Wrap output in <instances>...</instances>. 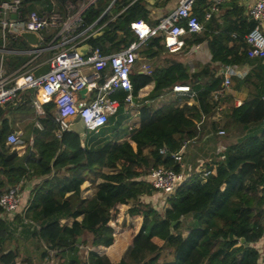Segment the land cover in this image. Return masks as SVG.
Wrapping results in <instances>:
<instances>
[{
    "label": "trees",
    "instance_id": "obj_1",
    "mask_svg": "<svg viewBox=\"0 0 264 264\" xmlns=\"http://www.w3.org/2000/svg\"><path fill=\"white\" fill-rule=\"evenodd\" d=\"M22 1L23 13L32 12L30 4L33 1ZM46 1L51 6V0ZM58 1L77 4L81 0ZM240 1L231 0L223 6L225 11L220 24L213 18L205 25V32L212 37L208 43L212 63L237 67L253 63L247 55V46L241 41L254 30L255 23L248 20L246 8L240 6ZM203 5L204 0H198L194 8L201 21ZM149 14L146 0H98L85 12L84 26L94 25L97 34H104L92 36L86 44L100 48L105 55L119 52L136 41L131 25L148 21ZM114 15L117 18L111 21ZM215 22L219 27H212ZM233 33L238 34L239 40L232 38ZM19 39L17 48L30 49L22 37ZM202 42L204 40L196 38L188 44ZM163 51L161 39L151 37L140 54L143 59L151 60ZM11 58L17 67L29 60L24 55ZM256 62L257 68L244 80H234L237 89L254 86L257 92L232 110L225 127L230 130L234 124L243 126L247 131L245 135L227 148L224 160L209 164L211 175L206 180L201 175H193L184 182L176 194L167 199L169 207L164 213L145 203L129 209L128 214L132 218H143V223L138 234L131 239L133 251L130 257L120 264H257L259 255L254 246L264 238V128L257 127L264 124V91L260 90L264 87V66L258 68L264 61ZM140 67L131 75L135 98L154 83V89L145 99L152 103L175 85L183 84L192 88L199 108L188 104L180 108L174 103L162 106L153 116H144L132 136L119 144L116 140H106L110 127L115 129L120 124L115 119H111L107 128L98 134H89L91 136L85 140L72 131L63 133L61 139L57 138L58 124L53 115L54 105L50 104L45 107L47 118L40 120L42 130L35 129V153L27 152L23 156L11 152L6 145L11 132L6 121L0 128V197L8 188L20 185L25 179L54 173L51 179L35 188L24 215L25 220L37 227L34 236L43 241L47 254L53 251L59 256L74 250L76 241L85 232L93 235L97 246H111L115 239V231L109 225L111 210L117 205H128L129 201L141 196H151L155 191L147 178L153 169L164 167L181 171V163L172 155L178 153L185 143L197 138L200 111L209 115L220 104L211 101L213 93L225 92L224 78L214 77L210 65L192 75L187 65L178 62L155 68L151 75L140 73ZM116 98L124 104L122 91ZM148 110L145 104L142 114L146 115ZM4 113L1 109L0 118ZM162 148H166V156L160 153ZM147 149L149 153L146 154ZM62 172L68 173L70 178L62 179L59 176ZM86 176H91L93 182L99 179L104 182L98 186L93 199L84 201L79 211L73 212L80 202V187ZM69 192H73L72 196L65 198ZM61 215L74 218L84 215V220L75 222L70 228L59 224L56 217ZM184 217L195 220V227L186 238L181 232L183 221L180 220ZM174 222L178 224L172 228ZM7 232L8 224L0 220V243L6 241ZM125 234L118 229L116 241H121ZM242 239L245 240L243 245ZM155 241L164 242L175 251L173 261L160 263V246ZM16 258V254L9 253L4 260L11 264ZM91 258L95 256L91 255ZM97 264H101V260Z\"/></svg>",
    "mask_w": 264,
    "mask_h": 264
},
{
    "label": "built area",
    "instance_id": "obj_2",
    "mask_svg": "<svg viewBox=\"0 0 264 264\" xmlns=\"http://www.w3.org/2000/svg\"><path fill=\"white\" fill-rule=\"evenodd\" d=\"M97 1L84 0L77 4L69 2L66 5V15L62 16L49 11H32L25 15L22 0H0V31L4 42L18 40L22 33L28 31L40 35L37 48L30 47L20 52L7 49L5 45L1 47L2 57L6 54H18L28 56L29 60L13 75H7L1 63L0 110L8 105H23L21 94L31 92L32 107L37 115V129L42 130L40 120L47 118L45 107L52 104L55 110L53 115L58 124L57 138L61 139L63 133L72 131L75 124L84 129V138L91 133L98 134L108 126L112 118L118 116L122 105L116 98L118 92L125 94L126 105L134 106L136 98L131 75L140 58V50L149 38L160 37L168 50L178 51L185 47L187 36L202 35L206 30L205 24L194 10L198 0H179L172 13L161 18L155 27H151L144 20L132 24L131 29L136 35V41L127 48L110 55H105L100 48H92L88 55L83 57L78 53V48L87 45V41L98 32L93 29L94 25L85 28L83 16ZM229 1L231 0H207L204 9L205 23L219 16L222 7ZM240 4L246 8L248 20L255 23L254 30L245 35L241 43L247 46V55L250 58L263 59L264 0H241ZM12 15L17 18L13 19ZM53 29L56 34L51 38L52 41H47L44 34ZM232 38L239 40L237 33H233ZM45 55H49L46 63L39 62ZM45 66L49 67L46 72L43 71ZM222 67L223 85L226 88L232 85L234 78L244 80L248 76L247 71L239 70L237 66ZM140 70L145 75L153 73L148 64H143ZM84 89H87L88 93L86 98L82 99L80 92ZM172 91L193 99L196 96L190 86L176 85ZM212 96L215 102L220 103L219 92L213 93ZM219 106L220 104L217 110H220ZM129 131L134 132L135 125H132ZM219 135L225 136L226 132L221 130ZM6 145L16 150L33 148L34 142H26L22 133L12 132L7 136ZM186 146L187 143L178 153L172 155L176 162H182ZM160 153L164 156L168 154L166 148H162ZM199 175L206 180L211 175V170H205ZM189 178L182 170L176 172L160 167L153 169L147 180L154 191L167 200L174 196L177 189ZM21 200L20 185L8 188L0 197L1 217L15 216L19 212ZM263 241L264 238L254 246L259 255L257 264H264Z\"/></svg>",
    "mask_w": 264,
    "mask_h": 264
},
{
    "label": "crops",
    "instance_id": "obj_3",
    "mask_svg": "<svg viewBox=\"0 0 264 264\" xmlns=\"http://www.w3.org/2000/svg\"><path fill=\"white\" fill-rule=\"evenodd\" d=\"M32 4L34 5L32 7V11H38V12H56L61 14L62 16L66 15V5L60 3L58 0H51V6L46 0H32ZM80 2V1H79ZM77 2V3H79ZM179 0H155L154 6H149L146 2V7L149 11L148 16V23L151 27H155L161 18L167 16L171 11H173L178 6ZM231 2V1H229ZM228 3V2H227ZM207 6V1L204 0V5L201 8V18L202 22L206 25L204 20V9ZM240 6H242L240 4ZM225 9L222 7L221 14L217 17H215L216 21L220 24L222 22L221 15L224 13ZM30 13V12H29ZM156 13V20L153 18V14ZM116 16H112L111 21L116 20ZM217 22L214 23L212 26L213 28L218 26ZM208 23V22H207ZM219 27V26H218ZM218 30H220L218 28ZM56 34V30H51L50 33L44 34V37L47 41L51 40V38ZM219 32L216 33L218 35ZM211 35L209 33L206 34L205 38H202L201 35L198 36H187L185 39V47L178 51H170L168 50L163 44L161 39V45L164 47V50L161 55L157 58L151 59V60H145L141 57L137 61V64L135 66L134 71L136 70L139 65L143 64H149V62H154L158 60L162 55L165 53L168 54V56L171 58V61L166 63L165 65H154L151 66L152 70L155 68H162L166 67L169 64H173L175 62L183 63L184 65H187L190 70V75L195 74L196 71L201 70L204 66L210 65V71L211 74L214 75V77H223L222 71H223V64L216 62L212 63V54L209 50L208 43L212 39ZM23 38V37H22ZM158 38V37H156ZM196 38L204 40V42L200 44H188V41L192 42ZM24 39V38H23ZM21 39L18 40H8L4 42L3 35L0 31V49L4 45L7 49L15 50V51H24L22 49H19L16 47V44L20 42ZM25 40V39H24ZM26 41V40H25ZM52 41V40H51ZM29 47V43L26 41ZM201 47L207 49L206 61L199 60L198 58H202L199 53H197L198 49H201ZM190 49V50H188ZM11 57H19L18 54H6L4 57L0 54V67L2 63V67L7 75H13L14 73L21 70L24 65L28 62H24L20 66H16L11 59ZM195 58L196 63L193 66L189 63L187 64L188 60H192ZM249 57V56H248ZM49 58V55L43 56L39 62L46 63V60ZM250 58V57H249ZM253 60V63L245 64L243 66L239 67V70L247 71L248 74L251 71H254L255 68H257V62L256 60H263V59H255L250 58ZM191 62V61H189ZM260 66H264V63H261ZM141 69V67H140ZM49 70L48 66H45L43 68V71L46 72ZM133 71V72H134ZM140 73L142 71L140 70ZM39 74V73H37ZM133 74V73H132ZM143 74V73H142ZM255 77H258L257 75ZM234 89L229 94V88H225V92L222 94L220 93V110H214L211 114H204L200 111L201 119L197 124L196 131H197V138L195 140L188 141L187 146L184 150V153L182 155V166L181 169L183 173H185L188 177H191L193 175H199L203 173L205 170L209 169V164L212 163L215 160H223V157L225 155V151L227 148L233 144L238 143V141L245 135L247 132L243 126L236 125L232 126V128L229 130H226L225 127L228 124L229 120L228 117L231 114L232 110L235 107H240L243 105L250 97L251 94L257 92L254 88V86L246 87L242 86V88L237 89V82L234 80ZM176 86V85H175ZM181 86H184L181 84ZM155 84H151L150 86H147L145 89H143L140 93L138 98V101L135 99L134 106L131 107L129 105H126L125 103L120 105L119 113L117 117H114L112 119H115L116 121L121 122H129L130 124L135 125V131L140 127L141 120L144 116L149 117L153 116L156 109L158 110L160 107L154 108L155 104L153 102H149L146 99V97L149 96V94L154 89ZM260 90L263 92L264 87L260 88ZM119 93V92H118ZM117 93V94H118ZM165 94H172L174 95L173 100L169 102V104H176L178 107L182 108L185 105L189 106H195L196 108H199L198 103L195 101V98H190L185 95H179L174 93L172 90H169ZM24 103L21 106H14V105H8L2 109L4 111V115L2 118H0V128L3 127L4 121H6L7 126L11 130V132H19L26 136V140L30 142L33 140L34 142V136H35V129H36V118H34L36 112L35 109L32 107V98L33 95L31 92L28 93H22L21 94ZM82 97V96H81ZM85 97H82V99H85ZM264 100V98H263ZM211 101H214L213 96L211 97ZM147 104L149 107V110L147 111L146 115L142 114V108L144 105ZM168 105V104H167ZM165 106V105H164ZM28 114V118L26 121H24V117L22 119H19L18 114ZM33 113V115H32ZM129 125V124H128ZM127 126V124H126ZM258 128H264V124H261L257 126ZM107 128V127H106ZM116 137L114 140L118 141L119 144H123L126 142L132 134L135 132L130 133L128 131L127 134L122 136L121 130L123 129L121 125H118L116 128ZM225 131L226 135H228V138L225 136H220L219 131ZM10 132V133H11ZM119 132V133H118ZM79 134V133H78ZM83 134H85V131L80 134L81 137L85 140L91 135H87L86 138L83 137ZM94 134V133H91ZM10 149V148H9ZM29 150V151H28ZM11 152H16L19 156L25 155L27 152L29 153H35L34 147H26L25 149H10ZM146 154L149 153V150L147 149ZM105 172H108L105 170ZM54 176V173L48 176H43L41 178H30L25 179L20 184V190H21V205L19 212L15 216H5L1 217L0 220L3 222H6L8 224V232L6 235V241H2L0 243V264H7V262L4 260V257L9 253H14L17 255L16 260L11 264H97L98 260H101V264H120L122 261L127 260L132 251H133V241H131L132 238H134L143 223V218H132L128 211L132 207H137L141 203L150 204L155 210L159 212L158 207H163L166 209L169 207L167 204V200L163 199L162 195L158 192H154L151 196H141L138 200H131L129 201L128 205H117L114 209L111 210V221L109 225L114 229V241L113 244L109 247L106 246H97L95 242L93 241V235L91 233L85 232L82 236L78 238V241H76V244L73 246L74 250L67 251L63 255L57 256L56 252L48 251V254L46 252V246L43 243V241H40L36 236H34V233L37 230V227L29 223L27 220L24 219L25 212L29 208L33 193L35 188L42 184L44 181H47L51 179ZM59 176L62 179H69L70 175L66 172H62L59 174ZM85 182L80 187V202L75 207L73 212H78L79 208L82 207L84 201H88L93 199L97 195V189L100 184H102L104 181L102 179L97 180L96 182H93V178L91 176L85 177ZM146 180V177L144 178ZM73 192H69L66 194L65 198L72 196ZM168 205V206H167ZM117 213H119L117 215ZM161 213V212H160ZM117 215V221L114 218ZM58 219V222L61 226H67L72 227L75 222L82 223L84 220V215L79 216L78 218H74L72 216H64L61 215L59 217H56ZM123 220V221H122ZM121 222V223H120ZM123 227L121 226L122 223ZM124 225H127L124 227ZM122 227V228H120ZM195 227V220L194 218L184 217L183 218V227L181 229V232L183 233V237L186 238L188 234L190 233V230ZM118 229L123 230L126 232L125 235L121 238V241H116V231ZM264 242V241H263ZM156 244L160 246L159 253L161 254V260L160 263L163 262H171L175 258V251L172 248H169L166 243L161 241H155ZM91 255H94L95 258L92 259ZM205 264H208L207 262Z\"/></svg>",
    "mask_w": 264,
    "mask_h": 264
},
{
    "label": "rangeland",
    "instance_id": "obj_4",
    "mask_svg": "<svg viewBox=\"0 0 264 264\" xmlns=\"http://www.w3.org/2000/svg\"><path fill=\"white\" fill-rule=\"evenodd\" d=\"M84 1V0H83ZM82 1V2H83ZM86 1H88V0H86ZM81 2V1H80ZM81 2V3H82ZM32 7L34 6L33 4H30ZM153 18L156 20V13H154L153 14ZM206 32L204 33V34H202L201 35V37L202 38H205L206 37ZM188 50H190V49H188ZM198 52L197 53H199V55H201L202 56V58H198L199 60H202V61H206V56H205V54H207V49L206 48H202L201 47V49H198L197 50ZM193 58V57H192ZM169 61H171V58L168 56V54L167 53H165L164 55H162V57H160L158 60H156L155 62H154V64L152 63V62H149V64L151 65V66H154V65H165L166 63H168ZM189 61H191V62H189ZM187 64H191L192 65V63H193V66L196 64V63H199V62H196V60H195V58H193V61L192 60H188V62H186ZM234 85H235V83H234V79H233V82H232V85L230 86V88H229V94L231 95V93H232V91H233V89H234ZM173 97H174V95H172V94H163L162 96H160L157 100H155V102H153L154 104H155V106H154V108H156V107H160V106H164V105H167V104H169V102L170 101H172L173 100ZM157 110V109H156ZM28 114H18V116H19V119L21 120L22 119V117H24V121H26L27 120V118H28V116H27ZM32 115H33V113H32ZM37 117V115L35 114V116H34V118H36ZM126 124H127V126H126ZM129 124V125H128ZM119 125H121L122 126V130H121V132H122V136H124L125 134H127L128 133V131H129V128L132 126V125H134V124H130L129 122H121ZM72 131H74V132H76V133H79V134H82L83 132H84V129L82 128V126L81 125H79V124H75L73 127H72ZM114 131H116V129H114V127L113 126H111L110 127V133H108V136H107V138H106V140H114L115 139V137H116V133H114ZM130 132V131H129ZM119 133V132H118ZM131 133V132H130ZM226 138H228V135H226L225 136ZM23 139L26 141V142H28L26 139V136L23 134ZM168 206V205H167ZM159 208V212H161V213H164L165 212V208H164V206L163 207H158ZM119 213H117V215H118ZM117 215L114 217L115 219H116V221H117ZM123 221V220H122ZM121 223V222H120ZM123 224H125L124 222L121 224V226L123 227ZM125 226H127V225H124V227ZM122 227H120V228H122ZM125 228H127V227H125Z\"/></svg>",
    "mask_w": 264,
    "mask_h": 264
},
{
    "label": "water",
    "instance_id": "obj_5",
    "mask_svg": "<svg viewBox=\"0 0 264 264\" xmlns=\"http://www.w3.org/2000/svg\"><path fill=\"white\" fill-rule=\"evenodd\" d=\"M27 1H32V0H27ZM146 2H147V4H148L149 6H151V7L154 6V4H155V0H146ZM170 13H172V11H171ZM12 18H13V19H16L17 16H16V15H12ZM102 34H104V33L96 34L95 37H99V36H101ZM22 37H23V38L29 43V45H30L31 47H33V48H37V47H38V44H39V42H40V35H39L38 33H35V32H29V31H28V32H24V33H22ZM92 48H93V47L90 46L89 44L84 45V46L78 48V53H79L81 56L86 57V56L88 55L89 51H90ZM87 93H88V90H87V89H84V90H82V91L80 92V95H81L82 97H85V96L87 95ZM56 115H57V114H56ZM180 221H183V219H181ZM177 224H178V222H174V223H172V228L175 227V225H177ZM241 244H242V245L245 244V240H244V239L241 240Z\"/></svg>",
    "mask_w": 264,
    "mask_h": 264
}]
</instances>
